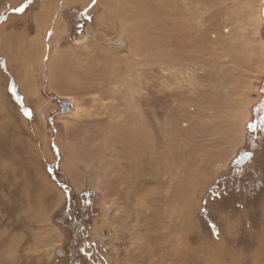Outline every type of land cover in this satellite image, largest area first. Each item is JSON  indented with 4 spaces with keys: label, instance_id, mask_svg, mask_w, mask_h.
Returning a JSON list of instances; mask_svg holds the SVG:
<instances>
[{
    "label": "rangeland",
    "instance_id": "obj_1",
    "mask_svg": "<svg viewBox=\"0 0 264 264\" xmlns=\"http://www.w3.org/2000/svg\"><path fill=\"white\" fill-rule=\"evenodd\" d=\"M18 1L0 0V30L14 40L12 49L0 40V264H264V0L259 17L255 0H181L194 48L187 60L168 63L146 34L156 44L162 34L175 38L172 0H148L146 21L125 19L129 33L145 35L148 52L134 43L119 50L127 42L122 22L103 33L96 18L104 3L95 12L96 0L86 8L59 0L60 49L96 76L57 89L33 66L29 97L19 88L27 68L15 37L24 25L34 36L40 0ZM157 19L168 20L160 28ZM140 92L157 100L147 118L153 148L144 155L145 177L130 178L112 134L127 124L126 104ZM241 156L250 157L236 166ZM179 193L189 196L185 204Z\"/></svg>",
    "mask_w": 264,
    "mask_h": 264
},
{
    "label": "bare ground",
    "instance_id": "obj_2",
    "mask_svg": "<svg viewBox=\"0 0 264 264\" xmlns=\"http://www.w3.org/2000/svg\"><path fill=\"white\" fill-rule=\"evenodd\" d=\"M18 1V0H16ZM49 0H40L37 3H34L33 5L37 4L38 8H37V12H34L32 14L31 17V21L32 23H34L36 32L34 34V36H31L27 30V27L24 25L22 27V29L17 30L16 34L18 36H16L15 38L18 39V43L22 48H24V54L22 53V55H24V60L23 63H25V67L27 69H24V75L20 81V91L21 93H23L26 96H31L36 90V88L33 86L34 84L31 83V75L27 74V70H30L33 66L37 69V72H42V71H47L48 73V77H49V84L52 85V87H56L57 89L59 88H70L73 87V89H76L77 85H79V77H83L84 79L92 77L94 78L96 76V74H94L93 70H91V68H87V64H81L79 61H75L73 60V57L75 56L73 54L72 58H69V53H73V51L71 52H67L66 49L68 50V48H66L65 50H61L60 49V45H59V41L61 40V38L63 37V34L65 33V29H66V25L64 22H62V20L59 17H56V15L54 14L55 12V7L58 5L57 2L59 0L55 1V4L51 3L48 4ZM54 1V0H51ZM170 1V0H169ZM21 1H18V3ZM93 2V0H61L60 6H65L64 8H66V6L68 5H78L81 6L82 8H86V6L88 4H91ZM148 2V0H96L93 9H91V11H97L100 8V5L103 6V10L102 12L97 15L98 17L96 18V21L98 22V26L99 24H103L105 25V27H103V33H114V26H116L117 23H121L120 25L122 26V30L125 31L126 33V38H127V42H125V45L122 46V48H120L119 50H125V46L127 45H131L132 43H134L132 47H135V49H139L142 52H148L150 50V46H152L154 49L157 50V54H159L158 56V61L159 62H167L166 60H172V61H177L178 58L180 57H185V59L187 60V57H191L192 53L190 51L191 47L194 48L193 42L195 40L194 36H193V32L191 31V27L189 26V24H191V17L188 16L187 11L188 9H186L187 11H185V14L180 13V11H183L182 8V4H181V0H172V4H169L172 8H173V13L171 15H173V19L174 22L173 24H170V27H173V29L177 31V33H175V38L173 39L172 37H170L168 34H162L159 36L160 41L159 44H156L155 41H152L151 39H149V36L146 34V39L148 38V40L151 42L150 46H147V43H145V39H143L145 35H135L131 30V32L129 33V30L126 28V20H133L134 23H137L139 19L144 18L145 21L148 20L149 18L146 17V3ZM167 2V1H166ZM165 2V6L167 5V3ZM15 3V2H14ZM13 4V3H12ZM16 4V3H15ZM22 4L19 3V5ZM48 4V5H46ZM114 4L113 10H111V5ZM163 4V3H161ZM260 5V0H255L254 1V9H255V17H259V15H257V13H259L258 7ZM13 6V5H12ZM15 6V5H14ZM185 6V5H184ZM11 7V5H10ZM169 7V6H168ZM166 8V7H165ZM170 8V7H169ZM250 8V7H249ZM74 9V8H73ZM168 9V8H167ZM101 10V9H100ZM169 10V9H168ZM29 12V11H28ZM92 13V12H91ZM248 13V12H247ZM249 14V13H248ZM9 15V14H8ZM158 15V14H157ZM162 15V14H161ZM170 15V16H171ZM10 16V15H9ZM152 16V15H151ZM254 17V16H253ZM12 18V17H11ZM25 18V17H24ZM161 18V17H160ZM172 19V18H171ZM13 20V19H12ZM11 20V21H12ZM154 20V19H153ZM152 20V21H153ZM168 19H162L163 24L166 23ZM256 20V19H255ZM254 20V21H255ZM7 21V20H6ZM140 21V20H139ZM183 21H185V26L183 25ZM157 25L156 26H160V28H162L163 24L162 22H160V19H157ZM27 23V22H26ZM130 23V22H129ZM148 23V22H147ZM161 23V24H160ZM144 24V23H142ZM155 24V23H154ZM255 26L258 27L257 22L254 23ZM4 25V24H3ZM102 25V26H103ZM145 25V24H144ZM143 25V26H144ZM152 25V23H151ZM142 26V27H143ZM147 26V25H146ZM153 26V25H152ZM100 28V27H99ZM136 28V27H135ZM255 28V29H257ZM5 29V28H4ZM101 29V28H100ZM150 29V26H149ZM139 30V29H138ZM153 30V29H152ZM13 31V30H12ZM137 31V29H136ZM143 31V30H141ZM89 32V29H88ZM15 33V32H14ZM129 33V35H128ZM49 34H51L49 36ZM94 34V33H93ZM144 34V33H143ZM7 31H3V28L0 30V40L3 42L2 45L6 46L7 45L12 49V46L10 44H8L9 42L7 41H14L13 38H11L9 36V38H7ZM13 35V33H12ZM91 35V34H90ZM106 35V34H105ZM14 36V35H13ZM94 36V37H93ZM90 37V39H93V41L98 42V38H96L95 35H93ZM104 36V35H103ZM107 37V35H106ZM105 39V38H104ZM100 40V39H99ZM103 40V38H102ZM107 41V40H106ZM11 42V43H12ZM91 42V40H90ZM90 42L88 43V46L90 44ZM92 43V42H91ZM61 44V43H60ZM93 44V43H92ZM136 44V45H135ZM93 46V45H92ZM102 46V45H101ZM76 47V46H75ZM91 47V46H90ZM17 48V47H16ZM88 48V47H87ZM97 48V47H96ZM98 48H99V44H98ZM71 49V47H70ZM74 49V48H73ZM84 49V47H83ZM112 49V47H111ZM115 49V48H114ZM159 49L162 50V52H159ZM10 50V49H9ZM8 50V51H9ZM113 50V49H112ZM6 51V50H5ZM13 51V50H12ZM91 51V50H90ZM134 51V50H133ZM7 52V51H6ZM21 52V51H20ZM76 54L77 52L74 51ZM80 52V51H79ZM78 52V55H79ZM100 52V51H99ZM117 52V51H116ZM118 53V52H117ZM137 53V52H136ZM139 53V52H138ZM152 53V52H151ZM185 53V55H184ZM6 54V53H5ZM81 54V53H80ZM85 54V53H84ZM91 54V53H90ZM150 54V53H149ZM21 55V54H20ZM77 55V56H78ZM88 55V54H87ZM86 55V56H87ZM97 55V54H96ZM113 55H115V52H113ZM140 54H136V56H138ZM143 55H145V53L142 54V60H143ZM147 55V53H146ZM90 57V55H88ZM79 57V56H78ZM84 57V55H82V58ZM94 58V56H92ZM108 57V56H107ZM150 57H154L150 54ZM91 58V57H90ZM109 58V57H108ZM134 58V57H133ZM132 58V59H133ZM146 61H149V56H145ZM45 59V62L47 61V64H45L44 62V68L45 70H43V68L41 67V63L43 62V60ZM85 59V58H84ZM129 59V58H128ZM192 59V58H191ZM19 60V59H18ZM21 60V59H20ZM141 60V59H140ZM184 60V59H183ZM137 61V60H136ZM179 61V60H178ZM262 61V60H261ZM139 63V61H138ZM168 63V62H167ZM187 63V62H186ZM20 64V63H19ZM106 64V63H105ZM108 64V63H107ZM126 64V63H125ZM136 64V63H135ZM142 64V62H141ZM259 64V63H258ZM21 65V64H20ZM139 65V64H138ZM261 65V64H260ZM122 65H120L121 67ZM129 67V66H128ZM174 68V67H173ZM102 69V68H101ZM119 69V68H117ZM105 70V69H104ZM134 70V69H133ZM263 70V69H262ZM32 71V70H31ZM107 71V70H106ZM112 71V70H111ZM89 72V73H88ZM110 72V71H109ZM88 73V75H87ZM96 73V72H95ZM34 74V73H33ZM88 76V77H87ZM131 76V75H130ZM99 79V77H98ZM72 81H76V82H72ZM217 81V80H216ZM144 83V82H143ZM48 84V83H47ZM87 85V84H86ZM84 84V87L86 86ZM91 87V86H90ZM133 87V86H132ZM215 88V87H214ZM49 89V88H48ZM84 88H82L83 90ZM87 89H92L91 88H87ZM94 89V86H93ZM81 90V87L80 89ZM85 90V89H84ZM83 90V91H84ZM143 90V88H142ZM56 91V90H55ZM71 91V90H70ZM86 91V90H85ZM132 91V89H131ZM68 92V91H67ZM1 93V90H0ZM38 93V92H37ZM210 93V92H209ZM129 94V93H128ZM4 95V94H3ZM173 95V94H172ZM218 95V94H217ZM216 95V96H217ZM222 96V93L220 94ZM224 95V94H223ZM123 96V95H122ZM212 96V95H211ZM219 96V95H218ZM129 97V96H128ZM226 97V96H225ZM159 100L162 101L163 95H160L158 97ZM213 98V97H212ZM211 98V99H212ZM227 99V98H226ZM156 101H151L148 96L142 92L131 96L130 100L127 102L126 105H128L129 111L131 112V115H128V117L126 118V123L127 124H123V125H117V127H115V130L113 131L112 137L114 138V142L116 144H119V149L117 150V156L122 159L125 164H126V168L127 171L129 172L131 175V177L133 176H137V174H144V172L146 170L143 169V162L144 160H146L144 158V155L147 153L148 151V147H151L150 149H152L153 145L150 142V145H148V139L146 140V137L150 138V135L147 131V118L149 116V113L151 115V106H155L156 105ZM164 101V100H163ZM221 101V99H220ZM4 102V101H3ZM111 102V101H110ZM214 102V99H213ZM246 102V101H245ZM206 103V102H205ZM4 104V103H3ZM83 104V103H82ZM200 104V103H199ZM163 105V104H162ZM110 106V105H109ZM4 107V106H3ZM94 108V107H93ZM104 108V107H103ZM102 108V109H103ZM110 108V107H108ZM116 109V108H115ZM114 109V110H115ZM127 109V108H126ZM5 110V109H4ZM8 110V109H7ZM91 110V109H90ZM154 110V109H153ZM171 110V109H170ZM98 111V110H97ZM127 111V110H126ZM123 113V112H122ZM129 113V112H127ZM95 114V113H94ZM126 114V112L124 113ZM175 114V113H173ZM247 115H245V120L249 119L248 113H246ZM91 115V114H90ZM127 116V114L125 115V117ZM8 117V115H7ZM88 117V116H87ZM99 117V116H98ZM118 117V115H117ZM120 117V115H119ZM113 118V117H112ZM131 118V119H130ZM245 120L243 122H241V129H240V136L243 137V133H244V124H245ZM114 121V120H113ZM132 121V122H131ZM177 121V120H176ZM90 122V121H89ZM95 122V121H94ZM116 122V121H115ZM111 123V122H110ZM117 123V122H116ZM68 124V123H67ZM115 124V123H114ZM26 125V124H25ZM24 125V126H25ZM102 125V124H101ZM102 127V126H101ZM99 127V128H101ZM113 129V128H112ZM112 129H111V133H112ZM107 129H105L106 131ZM106 133V132H105ZM151 133V132H150ZM74 134V133H73ZM72 134V135H73ZM67 136V135H66ZM109 137V135H108ZM111 137V138H112ZM17 139V138H16ZM66 139V138H65ZM22 140V139H21ZM43 140V139H42ZM47 140L44 138V141ZM20 139H17V142H19ZM26 141V140H25ZM24 141V142H25ZM98 141V139H97ZM28 141H26L25 143H27ZM58 143H60L58 141ZM87 143V142H86ZM109 143V142H108ZM114 143V144H115ZM113 144V143H112ZM159 144V143H157ZM245 144V143H244ZM59 145V144H58ZM109 145V144H108ZM32 146V145H31ZM92 146V145H91ZM94 146V145H93ZM107 146V145H106ZM68 147V146H65ZM159 147V146H158ZM25 148H28L27 146H25ZM31 148V147H30ZM35 149V147H33ZM115 148V147H114ZM155 148H157L155 146ZM69 149V148H68ZM158 149V148H157ZM26 150V149H25ZM32 151V150H31ZM69 151V150H68ZM157 151V150H155ZM155 151H150L149 154L151 152H155ZM28 153L30 151H27ZM72 152V151H71ZM159 152V151H158ZM161 152V151H160ZM64 153V152H63ZM98 154V153H97ZM102 154V153H101ZM68 156V155H67ZM156 156V155H155ZM250 157V156H249ZM249 159V158H248ZM247 159V160H248ZM84 160V159H83ZM103 160V159H102ZM121 160V161H122ZM101 161V160H100ZM147 161V160H146ZM158 160H156L157 162ZM93 162V161H92ZM119 162V161H118ZM162 162V161H161ZM80 163V162H79ZM117 164V163H116ZM145 164V163H144ZM156 164V163H155ZM162 164V163H161ZM70 166V165H69ZM97 166V165H96ZM105 166V165H104ZM239 166V165H238ZM72 167V166H70ZM100 167V165L98 166ZM114 167V166H112ZM120 167V166H119ZM125 167V166H124ZM76 168V167H75ZM118 168V167H117ZM106 170V168H104ZM122 169V168H121ZM120 169V170H121ZM107 171V170H106ZM119 171V170H118ZM99 172V171H98ZM125 172V173H126ZM157 172V171H156ZM103 173V172H102ZM158 173V172H157ZM96 174V172H95ZM113 174V173H112ZM156 174V173H155ZM99 175V174H98ZM127 175V174H126ZM158 175V174H157ZM162 176V175H161ZM160 176V178H161ZM121 177H126L125 174H123ZM145 177V175L143 176V178ZM122 179V178H121ZM136 179V178H135ZM134 179V180H135ZM159 179V178H158ZM127 180V179H125ZM133 180V181H134ZM130 181V180H128ZM136 181V180H135ZM134 181V184L136 185V182ZM144 181V180H143ZM97 182V181H96ZM95 182V183H96ZM197 182V181H196ZM142 183V182H141ZM140 183V184H141ZM158 183V182H157ZM47 184V183H46ZM50 184V183H49ZM123 184V183H122ZM135 185L132 186L135 187ZM189 185V184H188ZM50 186V185H49ZM122 186V185H121ZM131 186V187H132ZM147 186V185H145ZM144 186V187H145ZM184 186V185H182ZM82 187V186H81ZM187 187V186H186ZM189 187V186H188ZM49 188V187H48ZM47 187L44 189H48ZM137 188V187H136ZM192 188V187H191ZM51 189V188H50ZM101 189V188H100ZM175 189V188H174ZM173 189V190H174ZM184 189L185 186H184ZM151 190V189H150ZM189 190V189H187ZM181 191V190H180ZM166 192V191H165ZM181 193V192H180ZM179 196H177L179 199H182V202L185 204L187 202V198L189 197H185L184 195L180 194ZM187 194V193H185ZM147 195V194H146ZM59 196V194H58ZM62 196V195H61ZM60 197V196H59ZM174 197V196H173ZM61 198V197H60ZM156 199V198H155ZM62 200V199H61ZM174 200V199H173ZM170 201V199H169ZM174 202V201H173ZM176 202V201H175ZM174 202V203H175ZM168 203V202H167ZM173 203V204H174ZM172 204V203H171ZM178 204V202H177ZM176 205V204H175ZM105 206V205H104ZM171 206V205H170ZM151 207V206H150ZM153 207V206H152ZM156 207V206H155ZM168 207V206H167ZM154 209V207H153ZM165 209V208H164ZM184 209V208H183ZM104 210V209H103ZM105 212V211H104ZM187 213L190 214V211L187 210ZM150 215V214H149ZM141 216H147L146 212H142ZM106 219V217L104 218H100L95 225L94 230H96V228L104 223V220ZM185 222V224H184ZM183 222V224H179L181 226V229L184 228H188L189 227V221L185 220ZM98 223V224H97ZM147 223V222H146ZM154 223V222H152ZM180 229V228H179ZM164 232V231H163ZM159 237V236H158ZM170 239V238H169ZM173 243V242H172ZM148 244V243H147ZM151 244V243H150ZM149 249V248H148Z\"/></svg>",
    "mask_w": 264,
    "mask_h": 264
},
{
    "label": "water",
    "instance_id": "obj_3",
    "mask_svg": "<svg viewBox=\"0 0 264 264\" xmlns=\"http://www.w3.org/2000/svg\"><path fill=\"white\" fill-rule=\"evenodd\" d=\"M248 158H249L248 156H241V157H239V158L235 161V165L238 166V165H242V164H244V163L247 161Z\"/></svg>",
    "mask_w": 264,
    "mask_h": 264
},
{
    "label": "snow or ice",
    "instance_id": "obj_4",
    "mask_svg": "<svg viewBox=\"0 0 264 264\" xmlns=\"http://www.w3.org/2000/svg\"><path fill=\"white\" fill-rule=\"evenodd\" d=\"M93 2H95V0H93ZM27 3H31V0H27ZM26 7H27V4L21 5L19 8L15 9V11L23 13ZM25 114L29 115V113H25Z\"/></svg>",
    "mask_w": 264,
    "mask_h": 264
},
{
    "label": "trees",
    "instance_id": "obj_5",
    "mask_svg": "<svg viewBox=\"0 0 264 264\" xmlns=\"http://www.w3.org/2000/svg\"><path fill=\"white\" fill-rule=\"evenodd\" d=\"M74 218H77L76 216H74Z\"/></svg>",
    "mask_w": 264,
    "mask_h": 264
}]
</instances>
